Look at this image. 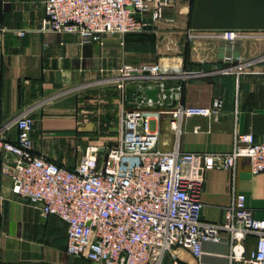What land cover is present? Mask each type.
<instances>
[{
	"label": "crops",
	"instance_id": "1",
	"mask_svg": "<svg viewBox=\"0 0 264 264\" xmlns=\"http://www.w3.org/2000/svg\"><path fill=\"white\" fill-rule=\"evenodd\" d=\"M45 4L46 0H0V128L32 109L37 155L75 168L91 144L122 138L125 112L138 107V98L147 97L141 87L156 88L141 80L120 88L115 77L125 64L179 69L166 80L169 86H183L176 106L226 101L220 118H189L180 135L171 130L169 116L154 121L164 150L229 152L238 133L264 138V61L240 75L221 72L228 66L226 55L242 54L247 60L264 55V0L180 1L166 13L174 24L164 21L145 34H106L92 42L46 30ZM224 31L248 37L232 49L215 37ZM5 137L17 141L19 131H6ZM203 179L204 220L224 222L236 192L246 195L256 218L264 219V173L253 174L248 159L240 160L234 172H203ZM12 185L0 159V264H93L67 254L66 223L58 216L44 218L42 205L25 202L13 193ZM256 247L257 237L250 236L247 251ZM204 252L200 264H229L231 235L204 243ZM176 254L182 264H199L186 249Z\"/></svg>",
	"mask_w": 264,
	"mask_h": 264
},
{
	"label": "built area",
	"instance_id": "2",
	"mask_svg": "<svg viewBox=\"0 0 264 264\" xmlns=\"http://www.w3.org/2000/svg\"><path fill=\"white\" fill-rule=\"evenodd\" d=\"M180 1L193 0H46L44 28L77 34L85 42L106 34L142 33L164 21L174 24L166 13ZM215 37L235 49L248 35L224 31ZM223 61L228 66L222 73L240 75L264 61V55L254 60L226 55ZM177 71L161 64L122 66L115 77L120 88L129 81L151 82L156 88L146 89H158V100L138 98V107L124 114L122 138L107 148L90 145L75 168L35 153L32 109L0 128L2 172L12 179L13 193L41 204L44 218L58 216L66 223L67 254L93 264H182L176 254L182 248L200 264L204 243L221 242L228 233L229 264H264V219L255 217L246 195L234 194L222 223L203 219L202 202L203 172H234L240 160L248 159L253 174L264 173V138L238 133L229 152L164 150L154 121L169 116L171 130L180 135L185 120L218 119L226 105L224 98L209 106L174 105L182 99L183 86H169L166 80ZM12 129L19 131L17 141L5 137ZM250 236L257 237L251 253L246 248Z\"/></svg>",
	"mask_w": 264,
	"mask_h": 264
},
{
	"label": "water",
	"instance_id": "3",
	"mask_svg": "<svg viewBox=\"0 0 264 264\" xmlns=\"http://www.w3.org/2000/svg\"><path fill=\"white\" fill-rule=\"evenodd\" d=\"M149 22L152 23V20H149ZM148 29L152 30L153 29L152 25H150L148 27ZM158 92H159L158 89H146L145 90V93L147 94V97L150 98V99H153L155 101L158 100Z\"/></svg>",
	"mask_w": 264,
	"mask_h": 264
},
{
	"label": "rangeland",
	"instance_id": "4",
	"mask_svg": "<svg viewBox=\"0 0 264 264\" xmlns=\"http://www.w3.org/2000/svg\"><path fill=\"white\" fill-rule=\"evenodd\" d=\"M148 32V31H147ZM147 32H142L143 34H145V33H147ZM131 34H133V33H131ZM107 35H112V34H107ZM113 144H116V142L115 141H104V140H100L99 142H98V144L97 145H100V146H102V147H104V148H107L108 147V145H113ZM90 145V144H89ZM92 145V144H91Z\"/></svg>",
	"mask_w": 264,
	"mask_h": 264
}]
</instances>
